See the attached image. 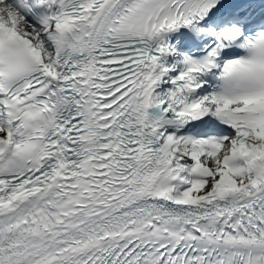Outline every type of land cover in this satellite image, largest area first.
I'll list each match as a JSON object with an SVG mask.
<instances>
[{
	"label": "snow or ice",
	"instance_id": "1",
	"mask_svg": "<svg viewBox=\"0 0 264 264\" xmlns=\"http://www.w3.org/2000/svg\"><path fill=\"white\" fill-rule=\"evenodd\" d=\"M0 264H264V0H0Z\"/></svg>",
	"mask_w": 264,
	"mask_h": 264
}]
</instances>
